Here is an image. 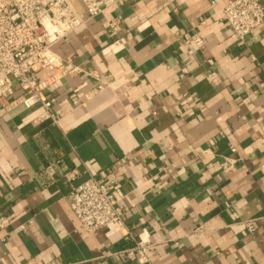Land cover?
I'll use <instances>...</instances> for the list:
<instances>
[{"label":"crops","instance_id":"obj_1","mask_svg":"<svg viewBox=\"0 0 264 264\" xmlns=\"http://www.w3.org/2000/svg\"><path fill=\"white\" fill-rule=\"evenodd\" d=\"M229 1L124 0L87 20L54 46L66 65L36 72L59 125L13 103L14 85L0 102V264H141L120 253L131 242L79 227L67 196L89 173L153 243L146 264H264V26L240 39Z\"/></svg>","mask_w":264,"mask_h":264},{"label":"built area","instance_id":"obj_2","mask_svg":"<svg viewBox=\"0 0 264 264\" xmlns=\"http://www.w3.org/2000/svg\"><path fill=\"white\" fill-rule=\"evenodd\" d=\"M81 1L88 14L86 20L79 18L67 0H0L1 103L8 102L12 88L17 84L25 93L13 103L25 108L39 104L42 111L38 119L59 125L61 115L54 111L52 101L43 95L47 85L38 81L36 72L45 68H63L67 62L54 51V46L67 41L87 20L106 15L108 10L124 0ZM222 12L228 26L242 40L264 26L261 0H230ZM109 27L110 35L116 36L121 30L122 20H109ZM184 41L196 46L203 44L201 36L185 37ZM115 43L119 44V41ZM74 71L78 69L71 70ZM209 78L213 79L211 73ZM230 151L235 153L237 148L231 146ZM236 162L230 156H223L221 167L227 170ZM65 177L71 181L76 174L69 172ZM67 200L80 228L89 233L105 230L111 242H131L120 253L141 264L150 263L149 252L153 243L140 236L137 238L126 224L124 210L106 180L89 173L82 183L71 185ZM6 221L7 217L0 213V229L6 227ZM248 228L254 230L253 225Z\"/></svg>","mask_w":264,"mask_h":264}]
</instances>
